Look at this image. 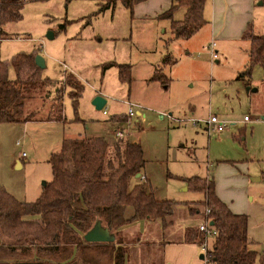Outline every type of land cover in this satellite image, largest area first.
Wrapping results in <instances>:
<instances>
[{"label":"rangeland","instance_id":"1","mask_svg":"<svg viewBox=\"0 0 264 264\" xmlns=\"http://www.w3.org/2000/svg\"><path fill=\"white\" fill-rule=\"evenodd\" d=\"M263 1L255 0L254 25L246 37L264 34ZM129 17L119 2L100 10L95 0H25L22 18L1 27L0 59L9 61L19 52L38 49L50 77L61 79L66 70L80 71L87 81L81 80L84 90L76 114L66 97L69 88L63 89L68 118L105 121L106 116L92 105L97 95H91L100 89L106 93L101 96L109 116L116 106L118 114H124V100L140 103L145 116L125 137L141 144L142 175L157 197L178 202L177 215L182 216V203L203 199L187 178L212 179L221 201L229 206L232 200L241 210L235 213L248 216L254 246L264 248V67L256 64L249 70L248 40H241V47L225 57L218 56L214 46L213 56L208 47L217 41L210 40L203 27L192 41L168 51L162 42L171 35L167 20ZM173 17L182 19L183 12ZM48 32H55L53 39L46 38ZM167 54L176 62L166 67L169 87L164 89L149 80V67ZM121 57L127 61L118 62ZM112 62L130 65L129 81L120 82L115 67L103 71ZM246 71L249 74H243ZM8 77H14L10 65ZM53 97L47 98L43 114ZM209 116H216L226 127L208 136L203 119ZM245 116L249 121H244ZM120 127H125L124 122ZM64 133L56 122L0 123V186L20 201H35L52 179L48 158L60 149ZM95 135L108 137L103 129ZM217 169L221 174L214 175ZM146 233L144 229L141 235Z\"/></svg>","mask_w":264,"mask_h":264},{"label":"trees","instance_id":"2","mask_svg":"<svg viewBox=\"0 0 264 264\" xmlns=\"http://www.w3.org/2000/svg\"><path fill=\"white\" fill-rule=\"evenodd\" d=\"M142 1L146 0H102L98 8L119 2L132 18L134 6ZM206 1L171 0L170 8L158 16L169 22L168 41L188 40L205 24ZM24 3L0 0V32L6 22L22 18ZM179 8L183 18L175 19L174 11ZM63 28L62 24L60 30ZM243 37L249 42V70L256 64L264 67V34L246 37L245 32ZM37 54L39 50L33 49L17 53L9 61L0 59V123L67 122L62 94L66 88V96L76 107L84 90L82 82L73 74L66 76V83L43 76V69L35 64ZM169 55L149 78L165 88L169 79L163 63H174ZM9 65L13 78L8 77ZM111 66L117 68L120 82L130 80L128 64L112 62L104 68ZM51 94L53 100L43 114ZM111 120L120 123L128 116H112ZM48 162L52 179L35 201H20L0 186V264H164L166 244L202 245L208 237L198 226L205 222L214 232L202 252L206 264H253L257 259L264 264V252L251 248L248 216L232 212L221 201L214 180L187 178L203 199L182 203L183 215L178 216L179 203L158 198L156 189L142 175L144 152L135 140L101 135L65 138ZM139 220L148 233L141 235ZM98 226L110 240L86 242L84 234Z\"/></svg>","mask_w":264,"mask_h":264},{"label":"crops","instance_id":"3","mask_svg":"<svg viewBox=\"0 0 264 264\" xmlns=\"http://www.w3.org/2000/svg\"><path fill=\"white\" fill-rule=\"evenodd\" d=\"M101 1L102 0H95V2H97V5ZM170 4H171V0H146V1H142V2H140L134 6L133 15H134V17L138 18L141 21H153V20L159 19L158 16L161 13L168 10L170 8ZM254 5H255V0H207L206 1L205 5H204V10H203L204 19L206 22L200 29H202L203 27L204 28L207 27L206 33L209 36V39L210 40L214 39L215 41H217V43L215 45L216 46L215 50L217 51L218 56H219V53L221 54V56H224V57L228 56L233 51H235L241 47L240 41L245 39L243 37L244 33L246 32V30L249 28L250 25L251 26L254 25V21H253ZM180 11L183 12V9H181V8L176 9L174 11V14L180 13ZM129 16H130L129 17L130 19H133V17L131 18L130 12H129ZM159 20H165V19H159ZM167 22H168V20H167ZM200 29L196 33H198L200 31ZM196 33L190 39H192L196 35ZM112 36H116V34L112 35ZM169 37L171 38V35ZM169 37L167 39H162L163 43H165V41H167V43H165V47L167 48L168 51L173 45H176V44L182 43V42H188L190 40V39H188V40L168 41ZM48 40H51V39H48ZM245 40H247V39H245ZM190 41H192V40H190ZM189 43H187V44H189ZM47 46H50V43H47ZM248 46H249V44H248ZM164 54H162V55H164ZM163 59H164V57L160 58V61H159L160 63H151L150 64L149 73H151V75H152L154 68L156 66L162 65ZM126 61L127 60L125 59V57H121L118 59V62H126ZM215 61L218 62V60H215ZM175 62H176V60L174 59V63ZM82 66H87V63L82 62ZM167 66L168 65H166V64L163 65L164 73H165ZM46 67L42 71L43 76H47V77L52 78V79L61 80L64 78V76L66 74L69 73V74H73L76 78H78L80 80V82H82L83 80L87 81L86 77L84 79V77L80 71L77 72L76 70H71V69H69V71L66 70L63 73L64 75L62 76L61 79H59V76L50 77L49 73L47 72ZM111 67H115V66H111ZM111 67H107V68L103 69V71L106 69H109ZM108 71H112V69H109ZM165 75H166V73H165ZM150 81L156 82V83H154L156 85H161L159 81H156V80H150ZM168 87H169V85H168ZM167 88L164 87V89H167ZM100 91H101V93H100ZM100 91H98V93L91 95V98H93L95 95H102L103 97H104V94L106 95L104 90L102 91L100 89ZM87 95L90 96L89 93H87ZM79 99H78V102H79ZM126 101L137 104V108H136L137 117H136V121L133 120V123L130 126V133L128 134V135H130L132 132V125L135 122H137L140 117L145 116L144 115L145 114L144 113L145 108L140 103H137V102H134L130 99H127V100H124L122 103V106H123V108H125V111L127 109V106L125 103ZM70 102H71V100H70ZM78 102H77L76 107H74L76 113H77ZM63 103H64V100H63ZM104 108L106 109L105 105H104ZM115 108L117 111L112 113L111 116H109V115L106 116L107 119L105 121H104V119L101 121L85 120V119H81L77 116H73V118H68L65 115L67 122L58 123V124H61L62 127L65 128V130L67 131V133L63 134V137L61 140V145H62L63 140L65 138H75L78 136H93V135H95L96 131L101 130V129H103L108 134L109 138L114 137V135H113L114 127L117 124H121L122 122L115 123V121H112V120L110 121V118L112 116H118V115H124L125 114V112H124V114H118L119 113L118 112V106H116ZM75 112H74V114H76ZM192 119H194V118H192ZM195 120H198V119H195ZM80 123H82V126H80ZM96 125H101V127H98ZM128 135H127V137H128ZM135 141H137V140H135ZM219 174H221V172ZM216 177L217 176H213V179H215ZM253 181H254V179H253ZM217 196L222 200L219 193ZM228 207L232 212L234 211V213L241 211L240 209L234 207V202L232 200L229 202ZM137 227L142 232L144 230V222L142 220H139L137 222ZM248 236H249V234H248ZM249 239L252 242L251 248H253L259 252H264V248H256L254 246L253 240L250 236H249ZM202 255L203 254H202V251L200 249V246H198L196 244H191V243H188V244H186V243L166 244L163 248V251H162V257H163L164 264H206ZM253 264H260V262L257 259L254 261Z\"/></svg>","mask_w":264,"mask_h":264},{"label":"built area","instance_id":"4","mask_svg":"<svg viewBox=\"0 0 264 264\" xmlns=\"http://www.w3.org/2000/svg\"><path fill=\"white\" fill-rule=\"evenodd\" d=\"M214 46H215V43H212L211 46L208 47L209 51H210V54L213 56L215 55L213 53L214 51ZM126 106H127V109L125 111L126 115L128 116V120L126 121H123L124 124H125V127L122 128L120 127V124H117L115 127H114V132H113V135L114 137L116 138H122V137H125L127 136L129 133H130V126L131 124L133 123V120L136 121V117H137V114H136V108H137V104H134V103H131L129 101H126ZM101 112L104 116H108V112L107 110L103 107L101 109ZM195 120V119H194ZM198 121V120H197ZM195 121L193 123V125H196V122ZM244 121H249V118L247 116L244 117ZM203 123L205 124L206 126V130H207V134L208 136L211 135V132L214 131L216 133L220 132L224 127H226V125L222 122H220L216 116H209L207 117L206 119H203ZM220 173V171L217 169L214 171V175H218ZM206 212H209V210L207 209ZM209 223L205 222V223H201L198 227L199 229L205 233V235L208 237L205 239V241L202 243V245L200 246V249L201 251L204 253L208 247V243L210 242V239L212 238V236L214 235V232L212 230L209 229Z\"/></svg>","mask_w":264,"mask_h":264},{"label":"water","instance_id":"5","mask_svg":"<svg viewBox=\"0 0 264 264\" xmlns=\"http://www.w3.org/2000/svg\"><path fill=\"white\" fill-rule=\"evenodd\" d=\"M53 37H54V34L52 32H48L46 34L47 39H52ZM35 64L39 68L44 69L45 68L44 58L41 55H36ZM105 103L106 101L101 95L95 96L92 100V105L96 108V110H101L104 107ZM139 176H140L139 174L136 175V177H139ZM44 183L45 182H43V185ZM83 238L86 242H106L110 240L108 233L105 230L102 231L99 226L88 231L86 234H84ZM10 264H27V263L13 262Z\"/></svg>","mask_w":264,"mask_h":264}]
</instances>
